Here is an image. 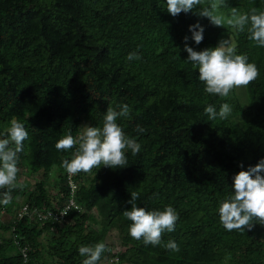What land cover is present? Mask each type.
<instances>
[{"label":"trees","instance_id":"trees-1","mask_svg":"<svg viewBox=\"0 0 264 264\" xmlns=\"http://www.w3.org/2000/svg\"><path fill=\"white\" fill-rule=\"evenodd\" d=\"M225 2V24L215 26L197 15L199 6L172 16L166 0H0V133L16 117L29 136L18 154L23 188L0 204V264H82L79 247L97 242L110 249L98 264H264V225L228 231L217 210L234 175L264 158V47L226 23L233 9L264 10V0ZM197 23L204 29L199 44L189 27ZM221 40L235 43L259 70L228 98L204 91L185 50ZM131 52L140 59L129 61ZM222 103L231 115L209 120L204 108L219 111ZM118 105L129 107L117 123L141 144L140 153L129 151L123 168L71 174L84 210L70 211L65 222L18 218L24 204L29 211L61 207L69 195L62 160L75 149L58 151L56 142L69 130L76 137L84 125L100 126L107 107ZM32 174L38 179L30 184ZM133 191L138 207L176 209V230L164 232L162 244L175 241L179 252L128 235L123 212Z\"/></svg>","mask_w":264,"mask_h":264},{"label":"clouds","instance_id":"clouds-1","mask_svg":"<svg viewBox=\"0 0 264 264\" xmlns=\"http://www.w3.org/2000/svg\"><path fill=\"white\" fill-rule=\"evenodd\" d=\"M167 11L172 16L181 12L188 13L199 6L197 15L206 17L215 26H224V15L219 11L226 7L225 0H166ZM227 25L237 33L247 31L248 38L257 46L264 47V10L256 7L248 12H238L233 9ZM192 39L199 44L203 40V27L197 23L190 25ZM187 40V37H185ZM187 60L193 69H198L199 80L204 84V91L210 95L228 98L235 88L247 87L259 76L255 63H251L244 54H238L237 46L229 40H221L216 47L195 51L185 45ZM129 61L140 59L136 52L128 54ZM119 109V110H117ZM209 120L227 119L232 113L228 103H222L219 111L212 104L204 108ZM129 107L118 105L108 106L100 126H82V131L76 137L69 130L56 142L58 151L75 149L70 159L62 160V167L72 175L81 172L93 174L101 166L108 168H123L128 165L127 153L136 156L141 151V144L125 134L118 118L128 117ZM137 132L143 133L144 128L137 125ZM0 136V189H7L0 199V204L8 205L12 201L11 192L23 188L17 182L19 171L18 154L25 151L24 141L29 138L24 122L13 117L8 127ZM264 158L247 171L240 170L233 177L232 192L225 195L218 203V215L221 225L228 231L252 230L254 222L264 225ZM95 175V173H94ZM78 189V185H77ZM129 201L131 207L123 212V216L131 223L128 235L134 240H142L145 245L162 246L171 252H179L175 241L169 240L162 244L164 232L176 230L178 213L171 205H165L162 210H146L138 207L136 201L140 193L131 192ZM84 210V209H83ZM82 210V211H83ZM81 211V212H82ZM67 214V213H65ZM79 255L85 257L82 264H98L102 254L110 251L104 242L92 246H80Z\"/></svg>","mask_w":264,"mask_h":264},{"label":"built area","instance_id":"built-area-1","mask_svg":"<svg viewBox=\"0 0 264 264\" xmlns=\"http://www.w3.org/2000/svg\"><path fill=\"white\" fill-rule=\"evenodd\" d=\"M67 185L69 187V195L59 209L54 210V211H52V210L41 211V210H37V209L29 211L27 204H24L17 210V212H16L17 217L20 218L24 214H30V215L35 214L39 220L52 219V221L62 223V222H65L67 220L66 216L70 211L81 212L83 210V208L75 199V192L77 190V183H76V181H74L71 174H68ZM65 213H67V214H65ZM25 250H26L25 248H21V252L24 256H26ZM115 260H116V258H115Z\"/></svg>","mask_w":264,"mask_h":264},{"label":"rangeland","instance_id":"rangeland-1","mask_svg":"<svg viewBox=\"0 0 264 264\" xmlns=\"http://www.w3.org/2000/svg\"><path fill=\"white\" fill-rule=\"evenodd\" d=\"M243 90H245V87H240V88H237V91L240 93V92H242ZM24 177L25 176H23L22 177V179H24ZM28 181H29V183L30 184H32L33 182H35L37 179H38V177H37V175L36 174H32V175H30L28 178ZM54 181H51V185L53 186V183ZM113 239H115V241L117 240V235H115L114 236V233H113ZM100 264H112V263H110V259L108 258V259H105V260H103Z\"/></svg>","mask_w":264,"mask_h":264}]
</instances>
